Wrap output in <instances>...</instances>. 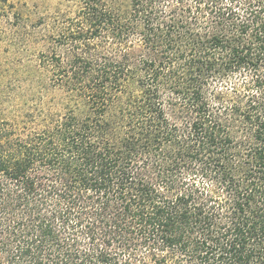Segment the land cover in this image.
<instances>
[{"label": "trees", "instance_id": "obj_1", "mask_svg": "<svg viewBox=\"0 0 264 264\" xmlns=\"http://www.w3.org/2000/svg\"><path fill=\"white\" fill-rule=\"evenodd\" d=\"M78 3L63 112L0 122V264H264V0Z\"/></svg>", "mask_w": 264, "mask_h": 264}, {"label": "rangeland", "instance_id": "obj_2", "mask_svg": "<svg viewBox=\"0 0 264 264\" xmlns=\"http://www.w3.org/2000/svg\"><path fill=\"white\" fill-rule=\"evenodd\" d=\"M78 11V0L0 1V122L20 123L34 109L63 112L69 95L53 82L52 57L68 55L58 41Z\"/></svg>", "mask_w": 264, "mask_h": 264}]
</instances>
